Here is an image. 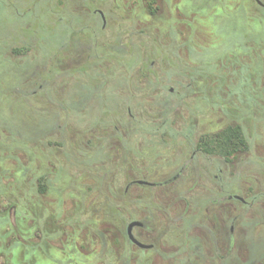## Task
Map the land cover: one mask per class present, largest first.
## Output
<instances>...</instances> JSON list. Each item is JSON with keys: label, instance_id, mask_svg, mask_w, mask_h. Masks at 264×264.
<instances>
[{"label": "flooded vegetation", "instance_id": "1", "mask_svg": "<svg viewBox=\"0 0 264 264\" xmlns=\"http://www.w3.org/2000/svg\"><path fill=\"white\" fill-rule=\"evenodd\" d=\"M38 1L47 5L56 24L68 25L71 37L77 41V45L60 47L62 57L48 58L52 68L57 63L82 64L80 73L65 76L67 88L62 90L63 106L59 107L68 113L67 118L87 110V101L106 85L104 74L120 78L133 93L147 92L144 100L149 103L136 107L149 113L156 106L161 108L159 101L166 81L174 80L183 96H207L212 123L218 129L193 141L181 140L182 122L178 121V140H161L165 134L157 136V132L162 127H157L153 136L147 134V140H129V144L137 145L132 146V154L137 149L145 151L147 157L137 165L131 159L128 171L132 179L121 193L116 187H105L111 194L97 210L100 216L87 219L89 224L98 225L94 231L87 229V221L81 224L77 217L62 216L60 204L50 210L44 200L50 190V174L33 172L31 184L24 186L26 171L22 163L16 155H6L10 148L0 143V169L4 172V176L0 174V264H232V205L252 207L264 203V190L259 183L245 187L244 196L232 193L230 184L231 171L239 176L247 173L246 169L235 167L238 156L251 153L247 140H264V0ZM32 9L29 6L24 13ZM69 17L75 20H67ZM230 17L244 24L241 43L232 42V52L226 50V35L217 25ZM84 32L91 35L90 46L82 42ZM135 33L147 40L136 44ZM167 33L171 34L168 43L173 38L178 46V65L183 48L186 49L193 65L190 71L182 69L170 74L163 69L169 58L164 45ZM93 47L107 55H96ZM189 48L195 50L193 56ZM14 49L11 56H19L20 51ZM158 50L163 53L156 54ZM135 51L136 62L124 65ZM214 52L220 53L216 60L212 58ZM91 66L96 73L88 72L92 71ZM86 74L92 76L89 80L93 94L85 102L80 95L71 96L67 91L72 82ZM173 92L169 87L168 93ZM194 110L195 104L188 119ZM103 111L102 107L100 112ZM126 112L134 121L130 106ZM217 113L221 119L215 120ZM189 123L193 128V123ZM250 124L258 129L255 137L247 131ZM150 127L146 124L143 128ZM230 129L240 135L213 140ZM231 140L240 142L232 144ZM9 141L15 147L24 144V140ZM30 142L36 144L38 140ZM89 143H83L85 167L89 164L97 171H111L107 162L116 161L119 140L92 146ZM255 146L254 152L261 150L262 142ZM107 147L112 152L105 159ZM206 148L216 151L208 153ZM262 158L258 174L264 173ZM199 188L200 196L196 192ZM131 224L134 225L129 228ZM256 264H264L263 259Z\"/></svg>", "mask_w": 264, "mask_h": 264}, {"label": "rangeland", "instance_id": "2", "mask_svg": "<svg viewBox=\"0 0 264 264\" xmlns=\"http://www.w3.org/2000/svg\"><path fill=\"white\" fill-rule=\"evenodd\" d=\"M29 6H33V9L24 13V9ZM68 19L75 20L74 17ZM217 25L226 35V50L232 52V42L241 43L243 38V22L230 17L218 21ZM70 31L67 24L54 22L44 2L0 0V143L10 148L6 155H16L22 163L26 171L24 186L31 184L33 172L50 174V190L44 198L49 203L50 210L60 204L62 216L77 217L78 222L82 224L88 218L97 219L100 216L97 210L104 205L106 196L111 194L110 189H105L106 186L116 187L121 193L122 188L132 179L128 171L131 159L134 158L137 165L147 157L145 151L137 149L132 154L133 145L129 144V140H147V134H156L157 127H162L157 136L165 134L161 140H178V121L182 122L181 140L193 141L199 136L211 134L218 128L212 123L207 96H183V93H178V85L174 80L166 81L163 98L159 101L161 108L156 106L154 111L149 113L146 109L136 107L137 104L149 103L144 100L147 92L136 90L133 93L120 78H111L104 74L106 85L102 86L94 97L90 89L92 81L89 80L92 76L89 74L79 76L70 84L67 94L80 95L85 102L91 97L92 99L85 104L86 111L69 114L70 117L67 118L68 113L61 111L59 107L63 106L62 90L67 88L65 76L70 74L73 77V74L80 73L82 64L57 63L52 68L48 58L62 57L59 54L60 47L77 45ZM134 35L136 44L139 40H147L142 34ZM170 35L166 34L164 45L169 58L162 66L163 69L170 74L178 73L182 69L190 71L193 65L188 61L185 48L182 51L181 64L178 65V46L173 42V38L172 42L168 43ZM262 36L264 38V32ZM90 37L89 33L82 34L84 45L91 44ZM14 48L21 53L17 57L11 56L10 51ZM161 50L156 54L161 55ZM93 51L98 56L107 55V52L100 48L93 47ZM93 51L90 53L93 54ZM202 51L204 49H200V52ZM152 52L156 50L152 49ZM188 52L193 56L195 50L189 48ZM136 54L135 51V55L126 58L124 65L135 63ZM219 56V52L212 54L214 60ZM157 66L155 65V68ZM90 68L92 71L88 72L96 73L94 66ZM52 69L55 70L49 75ZM52 80L53 82H50ZM84 81H88L89 86ZM238 85L240 87L241 83ZM169 87L174 89L173 94L168 93ZM195 99L197 103L193 102ZM194 104L195 113L188 119V112ZM127 106L131 107L134 121L126 112ZM102 107L106 112H100ZM216 119H221V115L217 113ZM190 121L193 123L191 129ZM146 124L151 125L148 130L143 128ZM247 131L253 137L258 134V129L255 130L252 124L247 125ZM261 132L264 136V128ZM9 140H24V144L15 147ZM31 140H38V143L34 144ZM84 140L90 142L91 146L101 141L104 143L105 140H119L116 161L107 162L111 171H97L89 164L88 168L85 167ZM247 141L251 146V153L238 156L235 162L237 169H246L247 173L239 176L231 171L230 177L231 192L241 196L246 195L242 192L249 185L254 187L259 183L264 190V173H257L260 156H263L264 164V140ZM47 142L54 145H47ZM259 142H262L261 150L254 152L255 144ZM135 144L134 146H137ZM86 152L89 154L91 150ZM111 152L107 147L103 158L109 157ZM2 154L0 151V156ZM96 156L99 157V153ZM116 164L117 169H114ZM6 167L9 168V164ZM2 171L3 169H0V174L4 176ZM200 191V188L196 191L199 196ZM201 212L202 209L199 215ZM231 220L234 225L235 244L231 255L232 264H256V261L261 259L264 262V203L252 207L234 203ZM85 225L93 231L98 227L88 221Z\"/></svg>", "mask_w": 264, "mask_h": 264}, {"label": "trees", "instance_id": "3", "mask_svg": "<svg viewBox=\"0 0 264 264\" xmlns=\"http://www.w3.org/2000/svg\"><path fill=\"white\" fill-rule=\"evenodd\" d=\"M239 135H240V133H238V132L236 133V130L230 129L228 131L221 132L220 134H217L215 137L218 138V139H213V140H223V137H226V136H235V137H237ZM205 137L207 138V136H205ZM231 141H232V144H235V143L238 144L240 142L239 140H231ZM204 147H207V146H204ZM206 149H207L206 151L208 153L216 151L215 149H208V148H206Z\"/></svg>", "mask_w": 264, "mask_h": 264}, {"label": "water", "instance_id": "4", "mask_svg": "<svg viewBox=\"0 0 264 264\" xmlns=\"http://www.w3.org/2000/svg\"><path fill=\"white\" fill-rule=\"evenodd\" d=\"M139 183H140V184H143L144 182H139ZM132 225H134V224H131V225L129 226V228L132 227Z\"/></svg>", "mask_w": 264, "mask_h": 264}]
</instances>
